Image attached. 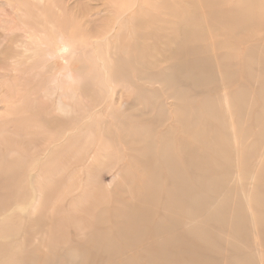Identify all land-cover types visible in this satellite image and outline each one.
Wrapping results in <instances>:
<instances>
[{"label": "rangeland", "instance_id": "obj_1", "mask_svg": "<svg viewBox=\"0 0 264 264\" xmlns=\"http://www.w3.org/2000/svg\"><path fill=\"white\" fill-rule=\"evenodd\" d=\"M114 20L109 0H0V264H264L263 34L243 61L226 49L193 75L137 79L128 59L99 61L92 35ZM98 147V167L120 162L87 187ZM133 199L145 213L122 231L85 215ZM168 211L193 229L181 246L157 230L163 212L178 227Z\"/></svg>", "mask_w": 264, "mask_h": 264}, {"label": "bare ground", "instance_id": "obj_2", "mask_svg": "<svg viewBox=\"0 0 264 264\" xmlns=\"http://www.w3.org/2000/svg\"><path fill=\"white\" fill-rule=\"evenodd\" d=\"M109 2L114 6L115 20L108 21L101 31H98L97 36L92 35L97 41L98 47L104 45L106 48V55L99 58V61L104 62L103 65H105L128 59L130 66L140 67V69L135 68L130 72H134L137 79L152 78L146 77V75L168 76L175 75V73L177 75L179 70L193 75L194 72L203 71L208 64L216 61L222 51L226 49L229 52L225 51V56L243 61L245 56H251L254 53L259 44L257 42L263 38L260 34L264 36V20L261 18L264 5H258L257 0L255 2L254 0H140L142 3H139L137 7L136 0L134 3L127 2L126 4H120L119 0H109ZM245 2L248 3V10L241 13L242 5ZM58 38L62 42L66 40L65 36L61 35ZM80 45L75 43L74 47H81ZM87 46H90V43H87ZM62 47L58 51L59 55H63L66 51V46ZM77 47H75L76 50L73 49V52L79 50ZM260 48L258 47L257 50ZM70 56L74 57V54L72 53ZM75 59L79 60V58ZM63 63L65 62L63 61ZM118 73L122 76L125 73L128 74L125 67L121 68ZM236 73L243 75L244 71L240 70ZM181 79L178 77L177 81ZM192 82L196 83V80H192ZM116 118L118 116L114 119ZM129 152L131 153V149ZM100 154L101 148L98 147L94 153L92 165L86 163L87 159L82 160L83 168L87 167L86 171L90 178L86 184L87 187L92 185L93 176L98 178L99 174L106 169L113 171L120 162L117 160L116 163L112 162L100 168L97 166ZM133 158L134 156L127 158L126 167L148 169L153 163L152 159H146L145 166H142L140 161ZM126 167L123 168V172H119L118 176L126 173ZM187 192L186 189L185 193ZM88 195L85 194L84 197L87 199L90 196L91 201L96 204V196ZM98 199L103 201L109 197L99 195ZM111 203L115 205L113 211L101 210L95 205L92 210L86 211L85 215L92 217L99 224L96 218H100L101 213L104 212L103 214L109 216L112 214L121 220L116 227L122 231L133 218H139L141 214L145 213V203L139 199L130 200L124 205L128 214H124L122 210L116 208L120 205L118 201L113 200ZM165 209L169 210L167 206ZM168 213L171 214V218L175 220L178 227L172 231L163 226L162 219L166 214L163 212L159 214L157 230L163 234L176 235L175 241L178 246H181L184 243V237H191L193 229L190 223L184 224L180 217L169 211ZM147 219H142L144 232L148 229L146 221L149 223V220ZM93 223L90 233L95 231ZM183 224L184 226L181 227ZM97 230L100 232V229ZM212 234H214L213 229ZM31 256L39 260L41 264H56L55 258L45 259L34 254Z\"/></svg>", "mask_w": 264, "mask_h": 264}]
</instances>
